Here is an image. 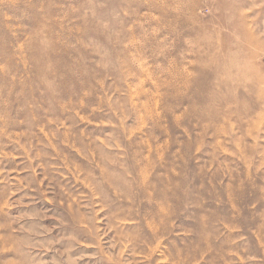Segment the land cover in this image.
<instances>
[{"label":"rangeland","instance_id":"rangeland-1","mask_svg":"<svg viewBox=\"0 0 264 264\" xmlns=\"http://www.w3.org/2000/svg\"><path fill=\"white\" fill-rule=\"evenodd\" d=\"M0 264H264V0H0Z\"/></svg>","mask_w":264,"mask_h":264}]
</instances>
